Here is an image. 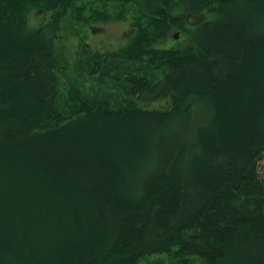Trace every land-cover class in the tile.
<instances>
[{"label": "trees", "instance_id": "1", "mask_svg": "<svg viewBox=\"0 0 264 264\" xmlns=\"http://www.w3.org/2000/svg\"><path fill=\"white\" fill-rule=\"evenodd\" d=\"M134 8L124 47L82 46L110 92L62 102L66 17ZM176 9L193 45L158 47ZM263 160L264 0H0V264H264Z\"/></svg>", "mask_w": 264, "mask_h": 264}, {"label": "rangeland", "instance_id": "2", "mask_svg": "<svg viewBox=\"0 0 264 264\" xmlns=\"http://www.w3.org/2000/svg\"><path fill=\"white\" fill-rule=\"evenodd\" d=\"M78 3L79 5H84L79 1ZM95 6L101 7V4H96ZM172 14L180 23L177 26H172L167 40L165 42L161 41L158 47L184 49L193 45L194 27L191 24H193L194 19L183 15L181 9L173 10ZM69 16L66 17L60 31V41L56 42L59 56L63 61L62 63L66 66L65 73L60 76L61 100H66L68 90L74 86L79 87L86 97H90L92 100L98 97L105 98L104 95L110 92V85L91 76L88 68L83 63L82 46L89 44L92 50L100 53L121 49L134 38L136 29L133 23L137 17H140V12L134 8L133 11L126 15L127 19L101 24L93 23L92 26L83 24L75 20L74 17ZM216 18H218L216 12L208 11L205 13L204 21ZM49 20V13L35 10L29 17V28L46 27ZM177 32L179 33L178 39L173 36ZM164 105L165 103H156L153 107L160 108ZM260 167L261 174L264 177V160L261 162ZM155 259L151 258L150 260L154 261Z\"/></svg>", "mask_w": 264, "mask_h": 264}, {"label": "water", "instance_id": "3", "mask_svg": "<svg viewBox=\"0 0 264 264\" xmlns=\"http://www.w3.org/2000/svg\"><path fill=\"white\" fill-rule=\"evenodd\" d=\"M173 36H174V38L178 39V37H179V33L177 32V33H175Z\"/></svg>", "mask_w": 264, "mask_h": 264}, {"label": "bare ground", "instance_id": "4", "mask_svg": "<svg viewBox=\"0 0 264 264\" xmlns=\"http://www.w3.org/2000/svg\"><path fill=\"white\" fill-rule=\"evenodd\" d=\"M62 70H64V69H62ZM61 70V71H62ZM61 74V73H60ZM63 74V73H62ZM61 76V75H60ZM63 89V88H62ZM128 98V97H127ZM84 99V98H83ZM127 101V100H126ZM63 102V101H62ZM115 103V102H114ZM127 103V102H126ZM108 105H109V103H108ZM119 105V104H118ZM63 220V219H62ZM64 222V221H63ZM67 233V232H66ZM147 261V260H146ZM153 261V260H152ZM145 262V261H144ZM149 262H151V261H149ZM145 264H146V262H145Z\"/></svg>", "mask_w": 264, "mask_h": 264}]
</instances>
